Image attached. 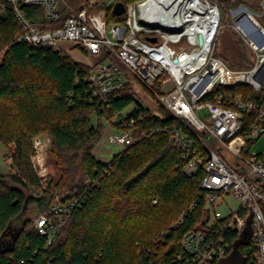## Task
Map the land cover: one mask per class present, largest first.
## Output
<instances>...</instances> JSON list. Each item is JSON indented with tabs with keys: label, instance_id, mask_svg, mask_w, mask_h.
Masks as SVG:
<instances>
[{
	"label": "trees",
	"instance_id": "obj_1",
	"mask_svg": "<svg viewBox=\"0 0 264 264\" xmlns=\"http://www.w3.org/2000/svg\"><path fill=\"white\" fill-rule=\"evenodd\" d=\"M65 1L79 12L90 0ZM119 1L126 8L137 0ZM221 1L230 11L242 5L261 11L262 0ZM102 9L108 12V23H124L125 13L115 16L113 5L105 0H99L93 11ZM24 10L29 18L41 12L31 7ZM20 29L9 9L0 25V144L14 145L10 160L17 173L0 174V237L3 233L13 237L25 228L14 250L0 254V264H176L174 256L181 250L183 234L209 220L201 175L183 173L180 150L167 134L147 136L108 161L99 160L95 153L104 137L103 121L115 128L113 120L120 111L135 117L148 114L136 127L139 136L163 125L178 127L179 122L154 115L137 98L140 86L129 74L119 94L94 99L86 81L89 66L51 48L16 43ZM234 33L249 59L243 69L251 68L253 55ZM227 92L247 90L237 86ZM252 94L264 100V89ZM92 114L98 117L99 127L92 126ZM41 132H48L52 139L49 153L57 174L49 173L46 186L32 163L33 139ZM62 197L77 204L50 245L34 225L15 228L30 206L36 208L37 217H52L51 205ZM196 200L199 203L189 212ZM184 214L183 222L173 229ZM204 217H208L205 223ZM164 234L168 236L163 238ZM231 238L230 254L221 264H249L255 252L251 241L239 234Z\"/></svg>",
	"mask_w": 264,
	"mask_h": 264
},
{
	"label": "built area",
	"instance_id": "obj_2",
	"mask_svg": "<svg viewBox=\"0 0 264 264\" xmlns=\"http://www.w3.org/2000/svg\"><path fill=\"white\" fill-rule=\"evenodd\" d=\"M146 2L128 5L124 23L116 24L108 23L106 9L93 11L99 0H90L88 7L79 12L65 0H0V25L11 9L22 30L16 43L51 48L62 54L79 49L98 57L94 66L87 65L90 71L86 81L94 99L119 94L125 88L126 74L131 75L179 126L163 125L139 136L136 127L148 114L135 117L120 111L107 141L127 148L147 136L167 134L180 150L183 173L188 177L201 175L207 208L224 203L230 196L240 202L236 212L224 218L216 212L213 220L209 215L205 225L183 234L181 250L174 256L176 264H221L230 254L232 234L241 235L254 246L249 264H264V150L258 153L251 147L264 135V100L252 94L264 89V25L260 20L264 0L259 3L260 12L247 5L232 10L231 27L255 56L249 69L232 68L216 56L215 39L221 21L217 6H205L209 11L206 16L211 15L215 21L213 25L187 35V27L196 22L151 19L149 12L154 9L146 8ZM25 7L41 12L29 18ZM52 23L60 27H48ZM183 44L185 49L179 48ZM237 86L245 87L247 92H227ZM147 107L154 115L166 118ZM202 109L208 111L206 120L197 114ZM50 143L47 136L35 137L32 143L33 167L43 186L49 178L40 163ZM198 203L196 200L189 212ZM76 204L66 197L58 198L51 205L52 217L35 219V230L48 238V245Z\"/></svg>",
	"mask_w": 264,
	"mask_h": 264
},
{
	"label": "rangeland",
	"instance_id": "obj_3",
	"mask_svg": "<svg viewBox=\"0 0 264 264\" xmlns=\"http://www.w3.org/2000/svg\"><path fill=\"white\" fill-rule=\"evenodd\" d=\"M106 4L108 6L113 5L115 1L117 0H105ZM147 0H137L136 3L140 2H146ZM206 5H214V7L217 6V8L220 11V27H219V33L216 36L215 39V51L218 55H220L223 60L226 63H230L233 67L243 69L246 68L249 64V59H246V55L243 52V49H245L243 46H240L237 42V39L235 37L234 29L231 27L232 24V11H230L229 5L227 6V3L221 1V0H201ZM249 2V0L247 1ZM249 4V3H248ZM250 9H252L250 7ZM231 12V16L229 18V14ZM262 23L264 25V17L262 18ZM242 47V48H241ZM68 49L69 47L66 46ZM179 48L185 49V44H183L181 47L179 45ZM68 56H70L74 61L81 62L90 66H94L98 62V57L86 54L82 52L79 49H71L67 52ZM253 60L255 56H252ZM249 69V68H248ZM169 86V84L167 85ZM153 89L156 92H160V89L157 86H153ZM137 98L146 106H151L154 113L157 115H160L162 117L167 116V112L161 107L157 106L152 95L145 92L142 88H138V94ZM198 116L206 120L208 119V111L207 109H202L197 112ZM91 124L92 126L99 127V119L96 115L92 114L91 117ZM104 126V137L99 143L98 149L100 150L101 154L98 156L102 158L103 161L110 160L115 154L121 152L124 148L119 145H112L107 139V134L110 128V125H108V122L103 121ZM50 137L48 132H41L37 134L35 137ZM34 137V138H35ZM51 139V137H50ZM106 139V140H105ZM52 139L51 143L48 145L46 151L44 152L43 161L40 163V166L47 169V173L53 172L56 176L57 174L52 170V164H51V156H50V149H51ZM253 151L255 152H263L264 150V135L254 143L253 146H251ZM14 145H3L0 144V174L4 176H9L17 173V170L13 167L12 161L10 160V156L14 152ZM240 205V202L233 198L232 196L228 197L224 203H219L217 205H209L207 210L209 211V215L211 220L214 219L215 213L218 212L220 217H225L230 213H234L237 211L238 207ZM37 218V210L34 206H30L27 208V210L24 212L23 216L14 223L15 228L21 227L22 224L28 223L31 227L35 224V219ZM24 226V225H23Z\"/></svg>",
	"mask_w": 264,
	"mask_h": 264
},
{
	"label": "bare ground",
	"instance_id": "obj_4",
	"mask_svg": "<svg viewBox=\"0 0 264 264\" xmlns=\"http://www.w3.org/2000/svg\"><path fill=\"white\" fill-rule=\"evenodd\" d=\"M205 6L206 4L201 0H148L145 4L146 8L154 9L149 12L152 15L151 19H163L165 22L175 19L173 20L175 23L192 20L196 22L187 27V35L195 29H202L205 25H213L215 22L211 15L206 16L209 11ZM241 30L243 29L241 28Z\"/></svg>",
	"mask_w": 264,
	"mask_h": 264
},
{
	"label": "water",
	"instance_id": "obj_5",
	"mask_svg": "<svg viewBox=\"0 0 264 264\" xmlns=\"http://www.w3.org/2000/svg\"><path fill=\"white\" fill-rule=\"evenodd\" d=\"M113 14L116 16H122L125 13V5L123 2L121 1H117L116 3H114L113 5ZM151 41H155V39H151ZM200 42H202V40L200 39ZM164 109V108H163ZM167 112V116L166 117H170L171 113L168 112L166 109H164ZM208 217H204L203 218V223L207 222ZM25 227L21 228V230L17 231V233L15 235H13V237H11L10 239H7L5 235V233L2 234V236L0 237V254H5L7 252L13 251L16 245V242L18 240V238L21 235V232L24 230Z\"/></svg>",
	"mask_w": 264,
	"mask_h": 264
},
{
	"label": "crops",
	"instance_id": "obj_6",
	"mask_svg": "<svg viewBox=\"0 0 264 264\" xmlns=\"http://www.w3.org/2000/svg\"><path fill=\"white\" fill-rule=\"evenodd\" d=\"M80 63H81V62H80ZM82 64H84V63H82ZM85 65H87V64H85ZM113 132H114V130L110 127V128H109V131H108V134H107V137H108L111 133H113ZM106 139H107V138H106ZM106 139H105V140H106ZM106 141H107V140H106ZM95 154H96V156H97V158H98L99 160L103 161L102 158H100V157L98 156L99 154H101V152H100L99 149L96 150V153H95Z\"/></svg>",
	"mask_w": 264,
	"mask_h": 264
},
{
	"label": "flooded vegetation",
	"instance_id": "obj_7",
	"mask_svg": "<svg viewBox=\"0 0 264 264\" xmlns=\"http://www.w3.org/2000/svg\"><path fill=\"white\" fill-rule=\"evenodd\" d=\"M23 214H24V213H23ZM22 216H23V215H22ZM22 216H21V217H22ZM11 237H12V236H11V235H9V236H8V237H6V238H7V239H10Z\"/></svg>",
	"mask_w": 264,
	"mask_h": 264
}]
</instances>
